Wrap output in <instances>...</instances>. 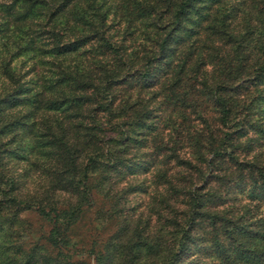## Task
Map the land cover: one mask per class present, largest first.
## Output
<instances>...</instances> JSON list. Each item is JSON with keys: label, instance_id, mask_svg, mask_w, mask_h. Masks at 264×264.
Returning <instances> with one entry per match:
<instances>
[{"label": "trees", "instance_id": "trees-1", "mask_svg": "<svg viewBox=\"0 0 264 264\" xmlns=\"http://www.w3.org/2000/svg\"><path fill=\"white\" fill-rule=\"evenodd\" d=\"M0 264H264V0H0Z\"/></svg>", "mask_w": 264, "mask_h": 264}, {"label": "rangeland", "instance_id": "rangeland-1", "mask_svg": "<svg viewBox=\"0 0 264 264\" xmlns=\"http://www.w3.org/2000/svg\"><path fill=\"white\" fill-rule=\"evenodd\" d=\"M134 175H131V174H129L128 173V175L126 176V178H128V179H131L130 177H133ZM134 195V196H133ZM136 196H138V200H136L135 201V197ZM145 194L144 193H142V192H133L130 196H129V198H133V200H132V203L131 204H135L136 202H139V204H141L140 206L138 205L137 206V210L139 211V210H141L143 207H144V200H145ZM94 232H92V231H90V232H92L93 234H94V236H95V234H99V237H101V236H105L106 234H107V232L108 231H102L101 232V230H93ZM109 234V233H108ZM107 234V235H108ZM89 261L92 263V257H89Z\"/></svg>", "mask_w": 264, "mask_h": 264}]
</instances>
